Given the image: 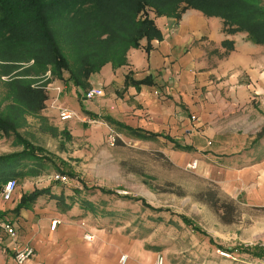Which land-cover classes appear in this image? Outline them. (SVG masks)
Here are the masks:
<instances>
[{
	"label": "rangeland",
	"instance_id": "rangeland-1",
	"mask_svg": "<svg viewBox=\"0 0 264 264\" xmlns=\"http://www.w3.org/2000/svg\"><path fill=\"white\" fill-rule=\"evenodd\" d=\"M261 55L254 78L264 72ZM17 71L0 75V110L18 122L20 135L43 157L3 174L0 190L7 178L17 181L4 202L11 215L21 189L29 194L48 188L30 204L41 209L36 220L67 221L80 243L92 253L116 256L118 264H264V101L242 107L246 118H233L237 125L197 148L192 136L189 143L164 135L139 139L102 114L86 112L90 119L63 122L56 98L76 108L65 96L70 87L64 81H33L32 88L44 87L47 98L39 110L27 111L10 91ZM223 137L232 144L218 150ZM241 139L245 147L238 151L233 146ZM187 145L192 148L181 147ZM22 149L15 133L0 129V155ZM89 233L94 240L85 238Z\"/></svg>",
	"mask_w": 264,
	"mask_h": 264
},
{
	"label": "crops",
	"instance_id": "crops-1",
	"mask_svg": "<svg viewBox=\"0 0 264 264\" xmlns=\"http://www.w3.org/2000/svg\"><path fill=\"white\" fill-rule=\"evenodd\" d=\"M155 21L163 38L153 39L150 51L145 49L148 40L144 38L140 47L128 50L125 64L114 67L108 62L90 76V87H103L104 96L92 102L80 88L63 85L70 87L65 96L76 103L71 110L77 116L67 121L86 120L89 111L187 143L192 136L196 147L204 148L209 140L228 132L227 127L237 125L233 118L242 113L247 117L245 105L264 101L259 96L264 93V72L256 78L252 73L254 63H262L264 44L251 41L241 31L225 32L220 16H208L194 8L187 9L179 20L159 16ZM56 84L59 90L61 84ZM53 106L58 116L60 109L67 107L59 96ZM129 111L132 116L126 115ZM223 138L218 150L232 144L230 138ZM233 147L243 150L245 140L236 141ZM27 191L21 189L18 195ZM11 208L0 204L6 218L17 226L18 237L12 240L0 230V264H17L15 247L28 244L34 247L35 256L26 264H118L116 256L92 253L80 243L67 221L53 228L52 216L49 221L36 220L39 207L21 208L13 215L8 212Z\"/></svg>",
	"mask_w": 264,
	"mask_h": 264
},
{
	"label": "trees",
	"instance_id": "trees-1",
	"mask_svg": "<svg viewBox=\"0 0 264 264\" xmlns=\"http://www.w3.org/2000/svg\"><path fill=\"white\" fill-rule=\"evenodd\" d=\"M190 8L220 16L227 33L241 31L251 41L264 44V0H0V75L18 70L9 80L13 98L27 111H37L47 94L44 87L32 88L33 81L61 79L84 92L90 87V76L106 63L114 67L125 64L128 50L140 47L142 39L148 40L145 49L150 51L151 41L163 38L156 17L179 20ZM104 118L139 139L164 135L174 140L110 116ZM17 127L18 122L0 110V129L12 131L23 143L22 150L0 155V181L7 170L43 157ZM47 191L35 189L23 194L15 210L29 207Z\"/></svg>",
	"mask_w": 264,
	"mask_h": 264
},
{
	"label": "built area",
	"instance_id": "built-area-1",
	"mask_svg": "<svg viewBox=\"0 0 264 264\" xmlns=\"http://www.w3.org/2000/svg\"><path fill=\"white\" fill-rule=\"evenodd\" d=\"M60 90V89H59ZM85 97L88 100L96 99L97 97H101L105 95V91L103 87L99 86H92L88 88L85 91ZM76 117V113L68 108H61L59 111V118L62 121H67L70 119H73ZM110 141H115V136L110 137ZM196 162L194 163V165ZM59 175H57V178ZM65 178V177H64ZM17 187V181L16 179H8L4 184L2 185V188L0 190V202H7L11 200V198L14 195L15 189ZM59 222L58 219H55L52 221V227L55 228L56 224ZM0 230L3 231L9 238L12 240H16L18 237V230L14 222L8 218H6L5 214L1 211L0 212ZM85 238L88 241L94 240L93 234H86ZM15 261L17 264H26L30 259H32L35 255V249L31 245H22V246H16L15 247ZM122 262L127 261V256L121 257ZM160 263H162V259H160Z\"/></svg>",
	"mask_w": 264,
	"mask_h": 264
}]
</instances>
